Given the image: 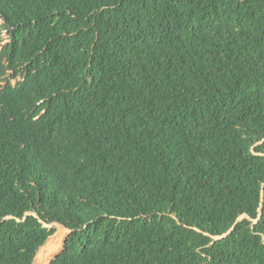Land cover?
Masks as SVG:
<instances>
[{"label": "trees", "instance_id": "16d2710c", "mask_svg": "<svg viewBox=\"0 0 264 264\" xmlns=\"http://www.w3.org/2000/svg\"><path fill=\"white\" fill-rule=\"evenodd\" d=\"M0 18V264H264V0Z\"/></svg>", "mask_w": 264, "mask_h": 264}, {"label": "rangeland", "instance_id": "374dc122", "mask_svg": "<svg viewBox=\"0 0 264 264\" xmlns=\"http://www.w3.org/2000/svg\"><path fill=\"white\" fill-rule=\"evenodd\" d=\"M2 23H3V21H2V19L0 18V29H1V27H2ZM1 37H2V42L0 43V46L3 44V43H5L7 40H8V36H7V34L4 32V30L3 29H1ZM242 218V217H241ZM241 218H239V219H241ZM54 229H55V232L57 231V230H60V229H62V231L64 232V239L67 237V235L69 234V230L68 229H66V228H64L62 225H60V224H58V223H55V224H53V226H52ZM64 239H63V241H64ZM41 248V247H40ZM39 248V249H40ZM62 248H63V244H62ZM62 248L59 250V252L62 250ZM39 249H38V251H39ZM38 251H37V253H38ZM58 252V253H59ZM37 253H36V255H35V258H34V260H33V262H32V264H39L40 263V257L39 256H37ZM57 253V254H58ZM57 254H55V255H53V257L51 258V260L52 259H54L55 257H56V255ZM50 260V261H51ZM50 264V263H49Z\"/></svg>", "mask_w": 264, "mask_h": 264}, {"label": "built area", "instance_id": "2783aa9c", "mask_svg": "<svg viewBox=\"0 0 264 264\" xmlns=\"http://www.w3.org/2000/svg\"><path fill=\"white\" fill-rule=\"evenodd\" d=\"M21 77L18 76L17 78H11L10 81H11V84H15L17 82V80H20Z\"/></svg>", "mask_w": 264, "mask_h": 264}, {"label": "water", "instance_id": "95a60500", "mask_svg": "<svg viewBox=\"0 0 264 264\" xmlns=\"http://www.w3.org/2000/svg\"><path fill=\"white\" fill-rule=\"evenodd\" d=\"M63 245H64V241H63Z\"/></svg>", "mask_w": 264, "mask_h": 264}]
</instances>
